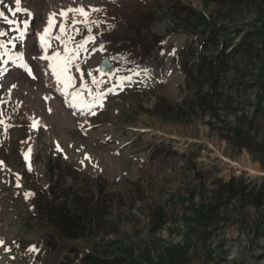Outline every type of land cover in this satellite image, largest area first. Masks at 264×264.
I'll list each match as a JSON object with an SVG mask.
<instances>
[{
    "label": "rangeland",
    "instance_id": "obj_1",
    "mask_svg": "<svg viewBox=\"0 0 264 264\" xmlns=\"http://www.w3.org/2000/svg\"><path fill=\"white\" fill-rule=\"evenodd\" d=\"M33 1L21 0L31 17L9 12L15 0L0 3L9 19L32 24L25 60L36 77L13 69L14 95L10 78L0 77V264H56L62 255L72 261L88 252L142 264H264V0ZM66 5L99 8L89 15L99 25L60 16ZM183 5L197 13L189 18ZM53 12L49 35L60 40L50 41L52 53L95 37L80 52L79 81L68 92L35 66L37 34ZM202 18L241 28L238 40L250 47L232 61L210 103L175 64ZM0 31L8 33L0 37L5 42L16 34L3 18ZM139 34L161 44L144 68L142 59L116 52V43ZM104 56L115 63L106 77L96 71ZM4 59L0 67H9ZM89 70L103 83L92 85ZM70 90L81 92L77 102ZM80 100L93 111H81ZM53 187L89 216L80 238L61 235L37 212L36 201Z\"/></svg>",
    "mask_w": 264,
    "mask_h": 264
},
{
    "label": "trees",
    "instance_id": "obj_2",
    "mask_svg": "<svg viewBox=\"0 0 264 264\" xmlns=\"http://www.w3.org/2000/svg\"><path fill=\"white\" fill-rule=\"evenodd\" d=\"M179 11H186L189 18L197 13L185 5L180 6ZM199 22L202 26L195 32L196 40L178 52L175 64L181 68L190 84H194L196 93L201 95L200 98L210 103L211 93L218 90L222 77L231 72L232 61L240 53L247 52L250 47L245 41L238 40L239 35L243 33L239 27H233V36L229 26L211 24L204 18ZM143 37L139 34L135 41L128 40L135 42L132 44L119 41L116 43V52L123 55L126 60L142 59L141 67L146 66L147 60L144 59L151 55L155 56L160 51L161 44L155 41L147 42ZM205 88L207 91H204ZM56 189L51 188L41 195L42 200L36 201L37 212L61 235L78 239L88 228L86 221L89 216H85L77 205H73L71 197L61 200ZM44 244H48V240ZM56 264H142V261L120 254L112 256L103 252H88L75 256L72 261L62 255Z\"/></svg>",
    "mask_w": 264,
    "mask_h": 264
},
{
    "label": "snow or ice",
    "instance_id": "obj_3",
    "mask_svg": "<svg viewBox=\"0 0 264 264\" xmlns=\"http://www.w3.org/2000/svg\"><path fill=\"white\" fill-rule=\"evenodd\" d=\"M75 2L76 3H82V0H75ZM0 3H3V0H0ZM86 7H88V6L84 5V6H79V7H69L66 5L60 10L59 15L62 17H66L68 13L79 14V16L82 18L79 21L80 23H83L85 25H91V24L99 25V23H100L99 19L91 20L89 18V15H90V13H98L100 11V9L95 8V7H91V8H88V10H86ZM9 12H12L13 15H15L16 13H21V12L27 13V15L29 17H31V15H32V13L29 12L27 7H23V8L21 7V0H15V10L13 11L12 8L9 7ZM55 15H56L55 12L50 13L48 15L47 20H46V22L42 28V31L37 34L39 37L40 47L42 48L44 53L48 52L49 47H51L50 41L53 38L56 40H60L59 36L52 37L49 35V27L51 26L52 19ZM0 18H3L7 22V24L12 28V31L14 33H16L7 42H5L4 40H0V57L8 56V59H4L2 61V63H3V65H9L10 64L9 67H0V77L10 78V77L17 76L18 74L15 73L13 71V69H22L27 74V76L32 77V79H35L36 77L33 75V69L31 67H29V64L25 61V58H24L25 53L24 52H14L12 54H9L8 51H4L7 48V44H11L12 48L14 49L16 47V42H19L21 44L26 43L28 30L30 28V21L28 19H24L22 21L21 20H15V19H9L5 15V12L3 10H0ZM71 22L73 25H75L77 23V19L73 18ZM21 24L23 25V27H21ZM60 31L61 32L65 31L63 24L60 25ZM87 31L89 33H91L92 28L89 26L87 28ZM7 35H8L7 32L0 31V37H5ZM94 39H95L94 36L89 35L84 40H82L78 45L74 46L72 49H69L67 46H65L63 55L61 54V52L56 51V52L52 53L51 56L45 54V55H42L39 57V59H42V60L55 59L56 62L54 64H49L48 66L52 68L53 75L56 77L57 82L62 83L63 88L65 90L73 87V84H72L73 77L71 75H68L70 66L74 67L77 72L81 71L80 64L78 63V58L80 56V52L82 49H85V46L88 45L89 42H93ZM61 43H64V41H61ZM100 50L101 51L103 50V45H100ZM92 51L95 52L96 49L93 48ZM32 59H36V57H32ZM96 71L100 72L101 76L105 75V73L103 72V70L101 68H97ZM109 71H111V70H109ZM6 74H7V77H6ZM136 74L138 75L139 72H137ZM87 75L89 77H91V84L92 85L98 86L99 84L103 83L102 80H98L96 78V76L93 75L92 70H89ZM80 78L83 79V75H81ZM130 79H131V76H126V77L122 78V80H130ZM2 86L3 85L0 84V87H2ZM16 87H17V85L12 84L11 87L9 88V92H11V90L13 88H16ZM86 87L87 86L83 83L80 85L81 90L85 89ZM110 90L111 89H109V91ZM88 93L90 96L92 95L91 88H88ZM67 94L72 96L74 102H77L78 97L81 95V92H69ZM102 96H103V93H101L98 96H94L93 100L94 101L99 100L102 98ZM46 99H47V97H46ZM79 104H80L81 111H88V112L93 111V107H94L93 103H86V102H83L82 100H80ZM74 106H75V103H74ZM49 111H51V109H49ZM93 114H94V112H93ZM35 126H36V123L33 124V127H35ZM29 151H31L30 148H29ZM25 158L27 159V156H25ZM17 186H19V184ZM28 195H30V193H25L26 198ZM3 244H4L3 239H0V245H3ZM29 251H36L35 246H31Z\"/></svg>",
    "mask_w": 264,
    "mask_h": 264
},
{
    "label": "bare ground",
    "instance_id": "obj_4",
    "mask_svg": "<svg viewBox=\"0 0 264 264\" xmlns=\"http://www.w3.org/2000/svg\"><path fill=\"white\" fill-rule=\"evenodd\" d=\"M35 1V0H34ZM33 1V2H34ZM28 2V1H27ZM90 2V1H89ZM35 3V2H34ZM44 4V3H43ZM89 5V4H88ZM74 6V5H73ZM32 7V6H31ZM30 8V7H29ZM42 27V26H41ZM32 29V24H30V28H29V30H28V33H30V30ZM27 36H28V34H27ZM28 38V37H27ZM22 48L21 49H18V50H20V51H18L16 48H15V50L17 51V52H24L25 53V59H26V51L28 50L27 49V39H26V43L25 44H22V46H21ZM14 50V51H15ZM12 52V51H11ZM14 53V52H13ZM11 54V53H10ZM45 54H47V55H49V56H51L52 55V52L48 49V52L47 53H44V51L42 50V52H41V54H40V56H42V55H45ZM26 61V60H25ZM54 61V59H52V60H42V59H40L39 60V62L37 63V62H35L36 64H35V66L36 67H38L39 68V70L40 71H43L44 73H45V77H49L48 75L49 74H51V73H53L52 72V68L51 67H49L48 65L49 64H53L52 62ZM30 63V62H29ZM28 63V64H29ZM33 63V62H32ZM38 64V65H37ZM20 70H22V69H19V74H21V71ZM49 72V74H47L48 72ZM70 71H71V73H69L68 72V75H71L72 77H73V80H76V81H79V74H80V72H77L76 70H75V68H71L70 69ZM11 79H12V77H10V83L11 84H14L13 83V81H11ZM51 83H49V84H51V85H54V86H58V87H62V89L63 90H65L64 88H63V85H62V83H58L57 82V79H56V77L53 75V74H51ZM75 81V82H76ZM53 82H55L54 84H53ZM26 84V83H25ZM15 85H17V87L16 88H14L13 90H12V94L14 95L16 92H15V89L17 90V88L19 87V83H17V84H15ZM30 88V87H29ZM40 88V87H39ZM44 89V88H43ZM31 90V89H30ZM46 90V89H45ZM20 91V90H19ZM65 91H67L68 92V89L67 90H65ZM31 92V91H30ZM47 93H49V92H47ZM46 93V95L47 96H45V97H47V99L46 100H48L49 98H51L52 100L54 99L53 98V96H49L48 94ZM30 94V93H29ZM39 94V93H38ZM43 94V93H42ZM53 94V93H52ZM42 96V95H41ZM38 97H39V95H38ZM44 97V96H43ZM55 97H56V95H55ZM42 98V97H41ZM40 98V99H41ZM44 99V98H43ZM30 100V99H29ZM45 101V100H44ZM42 103V102H41ZM21 104V103H20ZM24 104V103H23ZM24 105H26L27 106V104H24ZM38 107V106H37ZM36 107V108H37ZM40 107V106H39ZM42 107V106H41ZM28 109H29V106H28ZM38 113H39V111H38ZM41 113V112H40ZM39 113V114H40ZM66 113V112H65ZM35 114V113H34ZM38 115V114H37ZM58 115V114H57ZM69 116V115H68ZM59 117L60 116H58L57 118L59 119ZM37 118V117H36ZM63 118H66V116H64ZM61 120H62V117L60 118ZM67 119V118H66ZM74 119V118H73ZM60 120V121H61ZM64 122V121H63Z\"/></svg>",
    "mask_w": 264,
    "mask_h": 264
},
{
    "label": "water",
    "instance_id": "obj_5",
    "mask_svg": "<svg viewBox=\"0 0 264 264\" xmlns=\"http://www.w3.org/2000/svg\"><path fill=\"white\" fill-rule=\"evenodd\" d=\"M99 68H101L105 74L110 72L109 70L112 71L114 69V64L111 62L109 56L103 58L102 62L99 65Z\"/></svg>",
    "mask_w": 264,
    "mask_h": 264
}]
</instances>
